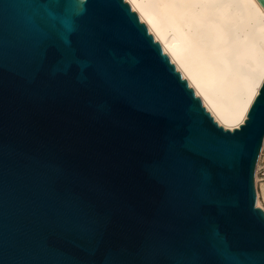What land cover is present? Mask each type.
Segmentation results:
<instances>
[{"label": "water", "instance_id": "1", "mask_svg": "<svg viewBox=\"0 0 264 264\" xmlns=\"http://www.w3.org/2000/svg\"><path fill=\"white\" fill-rule=\"evenodd\" d=\"M263 141L124 0H0V264H264Z\"/></svg>", "mask_w": 264, "mask_h": 264}, {"label": "bare ground", "instance_id": "2", "mask_svg": "<svg viewBox=\"0 0 264 264\" xmlns=\"http://www.w3.org/2000/svg\"><path fill=\"white\" fill-rule=\"evenodd\" d=\"M124 1L214 121L226 130L242 125L264 78L259 1Z\"/></svg>", "mask_w": 264, "mask_h": 264}, {"label": "rangeland", "instance_id": "3", "mask_svg": "<svg viewBox=\"0 0 264 264\" xmlns=\"http://www.w3.org/2000/svg\"><path fill=\"white\" fill-rule=\"evenodd\" d=\"M256 202L258 208L264 211V141L258 157L255 170Z\"/></svg>", "mask_w": 264, "mask_h": 264}]
</instances>
